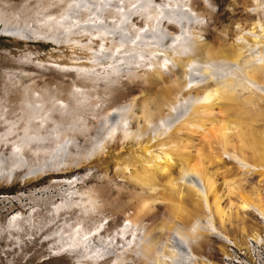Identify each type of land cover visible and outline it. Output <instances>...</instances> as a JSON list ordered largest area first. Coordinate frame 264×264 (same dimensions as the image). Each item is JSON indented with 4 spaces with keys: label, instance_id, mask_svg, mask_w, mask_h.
Wrapping results in <instances>:
<instances>
[{
    "label": "bare ground",
    "instance_id": "1",
    "mask_svg": "<svg viewBox=\"0 0 264 264\" xmlns=\"http://www.w3.org/2000/svg\"><path fill=\"white\" fill-rule=\"evenodd\" d=\"M32 1L0 11V35L51 43L41 62L68 77L38 80L30 69L24 125L0 134V180L48 176L65 188L41 229L50 255L220 264L201 253L207 235L264 245L249 216L264 224V191L238 182H264V123L254 126L264 121V0ZM205 123V145L192 153ZM223 157L237 179L218 176ZM232 195L233 212L223 201ZM162 211L169 219L156 223ZM37 215L16 213L6 225Z\"/></svg>",
    "mask_w": 264,
    "mask_h": 264
},
{
    "label": "rangeland",
    "instance_id": "2",
    "mask_svg": "<svg viewBox=\"0 0 264 264\" xmlns=\"http://www.w3.org/2000/svg\"><path fill=\"white\" fill-rule=\"evenodd\" d=\"M24 1L25 0H0V11H5L7 13L12 12V10L16 11ZM33 4H35V1L31 0V5ZM53 48L54 46L51 43L13 39L8 36L0 35V134L5 133L12 125V128L15 126L13 128L14 131L17 130V132H20L24 125L23 118L20 119L23 117L22 104H19L21 103L20 93H22V88L30 83V77L28 75L30 69H34L38 80L41 76L45 78L52 76L57 78H62L63 76L68 77V74L61 73L50 64L41 62V59L53 50ZM19 106L21 108H19ZM213 111L214 119L220 122L223 118L222 115H220L221 113H217L218 111L216 108H214ZM263 123L264 121L260 119V122L259 120L256 121L254 126H258L256 129H260ZM204 126L205 128L203 127L202 130L200 129L196 134L191 135V142H193L191 143L192 148H189V150L192 153L195 152V150H200V148L205 145L203 134L207 133L211 127L210 124L207 123H205ZM263 127L264 124L261 128ZM232 145H235V142H232ZM209 148L208 150H210ZM219 164L218 176L227 174V171L228 175H230L228 179H233L234 176L237 179V165L231 158L223 157V160ZM109 168H111V165H109ZM80 172L85 174L83 168ZM58 176L61 177V175ZM260 180L261 178L257 175H245V177L241 178L238 182H240V185L245 191L255 188L263 192L264 182L259 184L258 181ZM217 181L218 183L221 182L219 178ZM64 191L65 188L56 187L55 181L48 176H42L39 180H34L28 184L8 182L4 185L0 180V264H82L83 260L78 259L74 255H68L66 253L50 255L49 249L51 246L44 242V235L50 232L42 235V231L46 230V228L43 229V227L45 221L48 219L47 211L52 208V204L61 202ZM116 195L118 197L120 196L119 198L121 199V197H125V192L121 190L116 193ZM229 197L223 200L225 202L224 205L231 202L232 207H230V210L233 212L237 205L236 199H233L235 198L234 195ZM123 198L122 200L124 202H131V199H128L130 200L128 201L126 198ZM188 208L190 211L192 210L190 205H188ZM109 210H111V208H108V212ZM37 211L39 215L33 216L32 218L34 220L31 219L32 222L29 221L28 223L27 220L23 221L21 228L10 229L6 225L12 215L16 213H21L28 217L27 215L29 213ZM160 213L161 216L156 223L169 219L167 213L163 211ZM249 216L258 226L264 227L263 222L255 215L251 214ZM148 221L149 219L147 218V222ZM173 222L177 225L181 224L180 220L178 221L177 219ZM261 236L264 237V230ZM206 239H208V245L207 248L201 251L202 255L209 258L212 262L219 263L220 256L222 255L219 249L221 246L225 248V244L211 235H207ZM97 259L102 260V257H98Z\"/></svg>",
    "mask_w": 264,
    "mask_h": 264
},
{
    "label": "built area",
    "instance_id": "3",
    "mask_svg": "<svg viewBox=\"0 0 264 264\" xmlns=\"http://www.w3.org/2000/svg\"><path fill=\"white\" fill-rule=\"evenodd\" d=\"M225 252L220 256V264H264V245L259 241L248 239L244 248H241L225 238Z\"/></svg>",
    "mask_w": 264,
    "mask_h": 264
}]
</instances>
